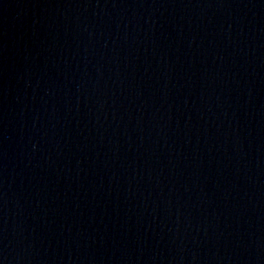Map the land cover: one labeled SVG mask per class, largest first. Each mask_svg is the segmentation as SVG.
Returning <instances> with one entry per match:
<instances>
[{
	"label": "water",
	"instance_id": "95a60500",
	"mask_svg": "<svg viewBox=\"0 0 264 264\" xmlns=\"http://www.w3.org/2000/svg\"><path fill=\"white\" fill-rule=\"evenodd\" d=\"M0 264H264V0H0Z\"/></svg>",
	"mask_w": 264,
	"mask_h": 264
}]
</instances>
